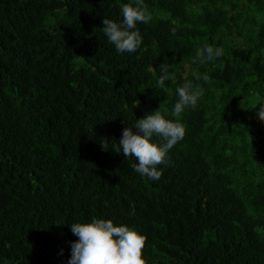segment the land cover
<instances>
[{
  "label": "trees",
  "instance_id": "obj_1",
  "mask_svg": "<svg viewBox=\"0 0 264 264\" xmlns=\"http://www.w3.org/2000/svg\"><path fill=\"white\" fill-rule=\"evenodd\" d=\"M124 2L0 0V264H67L70 223L94 216L145 234V264H264V0H144L118 53L102 21ZM205 44L223 55L199 63ZM194 72L210 81L158 180L101 147Z\"/></svg>",
  "mask_w": 264,
  "mask_h": 264
},
{
  "label": "clouds",
  "instance_id": "obj_2",
  "mask_svg": "<svg viewBox=\"0 0 264 264\" xmlns=\"http://www.w3.org/2000/svg\"><path fill=\"white\" fill-rule=\"evenodd\" d=\"M122 19L117 21L103 18L102 31L118 53L135 52L143 37L136 27L138 22L147 23L150 13L144 0H128L120 4ZM222 47L205 44L196 49L195 59L204 64L223 55ZM155 87L163 89L166 81L173 79L169 64L162 62ZM194 80H185L175 89L178 99L169 113L160 107L153 109L141 118H136L131 126L124 127L116 143L101 137L99 142L104 150L122 153L125 158L135 157L131 167L141 178L158 180L162 169L158 165L168 162L169 150L185 135V125L181 113L188 107H195L204 95V88L198 83L210 81L209 75L194 72ZM257 117L264 122V103L259 104ZM71 232L78 237L71 243V255L67 264H145L142 249L146 235L134 226L116 224L112 219L92 217L85 222L70 223Z\"/></svg>",
  "mask_w": 264,
  "mask_h": 264
}]
</instances>
